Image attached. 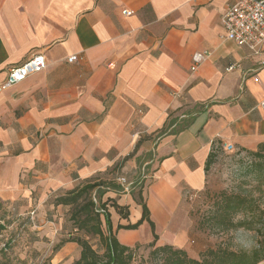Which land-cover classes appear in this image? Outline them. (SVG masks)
<instances>
[{
	"label": "crops",
	"instance_id": "0c3cea01",
	"mask_svg": "<svg viewBox=\"0 0 264 264\" xmlns=\"http://www.w3.org/2000/svg\"><path fill=\"white\" fill-rule=\"evenodd\" d=\"M236 1L0 0V84L34 54L46 62L0 91V203L24 213L38 196L36 213L50 195L122 177L130 192L102 197L129 209L122 219L107 206L116 240L142 253L153 241L147 221L117 229L144 204L156 246L197 258L188 231L172 229L183 194L203 190L212 146L264 145V47L251 55L221 39Z\"/></svg>",
	"mask_w": 264,
	"mask_h": 264
},
{
	"label": "rangeland",
	"instance_id": "374dc122",
	"mask_svg": "<svg viewBox=\"0 0 264 264\" xmlns=\"http://www.w3.org/2000/svg\"><path fill=\"white\" fill-rule=\"evenodd\" d=\"M237 152L227 154L218 150L206 173L203 190L183 194L177 225L172 229L188 231L187 246L201 248L199 254L189 255L198 258L208 248L216 247L249 252L264 246V158L256 159L245 152ZM259 169L261 175L249 171ZM140 170L141 173L146 171V166H141ZM65 193L50 195L33 216L30 210L39 206L38 196L32 197L33 205L24 213L0 203V216L4 222L0 228V264H73L78 260L80 249L75 243L68 245L67 242L77 235L69 220V208L52 203L55 197ZM232 196L249 200L252 205L247 208H253V213L236 215L232 219L234 227H230L226 219L217 224L220 206ZM92 198L96 202L94 194ZM245 218V226L250 225L252 229L237 226ZM90 243L97 248V238L90 239ZM140 249L133 255V264H149L150 248L146 246L143 253ZM259 264H264V260Z\"/></svg>",
	"mask_w": 264,
	"mask_h": 264
},
{
	"label": "trees",
	"instance_id": "16d2710c",
	"mask_svg": "<svg viewBox=\"0 0 264 264\" xmlns=\"http://www.w3.org/2000/svg\"><path fill=\"white\" fill-rule=\"evenodd\" d=\"M218 150H220V144L212 146L205 164L206 173L214 162ZM240 152H245L256 159L264 158V145L260 146L255 152L240 150L237 154ZM249 171L261 175V169ZM108 190L118 191L120 187L108 181L87 183L66 192L64 195L55 197L52 202L54 206L69 208V220L77 235L69 238L67 242L75 243L80 249L79 258L73 264H133V255L139 247L131 250L116 240L112 234L107 206L111 203L110 206L114 208L122 219L128 218L129 209L120 207L115 202H110V200L103 202L102 197ZM92 194H94L96 202L93 200ZM248 201L241 196L227 198L220 206V211L217 214V224L222 223L226 219L230 222V227H234L232 219L236 215L248 212L252 214L253 208L248 210L252 204ZM141 206L142 215L136 223L118 225L117 229L132 230L138 228L144 221L149 223L153 234V241L147 246L150 248L148 255L149 264H259L264 260V246L262 244L263 248L261 246L249 252H233L222 247L208 248L198 258H191L183 250L170 245L156 246L158 237L154 233V226L148 219L146 206L144 204ZM246 219L238 222L237 226L252 229L250 225L245 226ZM93 238H97L98 241L96 249L90 243V239Z\"/></svg>",
	"mask_w": 264,
	"mask_h": 264
},
{
	"label": "built area",
	"instance_id": "2783aa9c",
	"mask_svg": "<svg viewBox=\"0 0 264 264\" xmlns=\"http://www.w3.org/2000/svg\"><path fill=\"white\" fill-rule=\"evenodd\" d=\"M123 16L132 15L130 10H122ZM223 41H231L236 46L245 48L251 55H259L264 47V0H237L229 6L220 18ZM207 52L194 54L193 62H200ZM77 60L73 55L67 58V62L72 63ZM46 68L44 55L34 54L22 64L8 70L6 80L0 84V91L8 89L23 82L33 74H37ZM195 67L192 68L194 70ZM231 70V67L227 71ZM264 106L263 104H261ZM221 149L227 154L235 153V148L230 143L221 144ZM146 179L145 170L140 175V181ZM121 192H130L134 187V182H129L125 178L117 180ZM34 215V212L31 213ZM4 225L0 217V227Z\"/></svg>",
	"mask_w": 264,
	"mask_h": 264
}]
</instances>
